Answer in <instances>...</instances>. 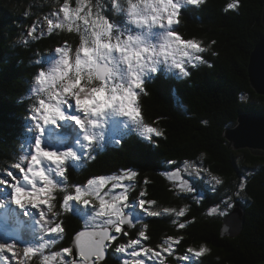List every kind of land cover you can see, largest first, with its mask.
Wrapping results in <instances>:
<instances>
[{
    "label": "snow or ice",
    "instance_id": "snow-or-ice-1",
    "mask_svg": "<svg viewBox=\"0 0 264 264\" xmlns=\"http://www.w3.org/2000/svg\"><path fill=\"white\" fill-rule=\"evenodd\" d=\"M204 3L75 0L73 6L72 0H63L60 7L43 17L39 33L36 23L29 27L25 36L32 40L44 34L63 33L65 37L54 48L57 58L51 65L37 61L42 67L31 89L33 102L25 129L31 138L28 150L0 169V192L8 197L0 199V209L14 205L33 220L39 242L21 244L22 236L0 240V264H103L113 246L121 254V264H166L163 253L178 261L199 264V259L211 252L204 243L199 248L189 246L186 254L176 256L183 236L167 237L155 249L143 244L149 239L148 224L126 209L138 208L147 217L174 216L173 223L183 230L191 221L179 218L185 217L190 207L156 209L152 207L156 201L145 200L143 190L138 200L129 202L130 191L137 187V170L92 177L85 184H69L67 176L69 168L86 159L94 160L95 152L103 150L105 133L114 123H121L126 132L158 146L156 138L164 137V132L145 122L140 97L147 95L145 85L158 74L186 78L191 75L190 68L212 66L202 54L208 53L215 41L204 46L195 38L185 39L177 27L182 10ZM240 6V0H232L227 8L238 10ZM72 35L77 37L75 45L66 38ZM122 139L114 138L113 143L119 145ZM183 171L197 178L206 169L185 161ZM164 174L178 191H194L180 170ZM208 174L214 186L223 184L220 177ZM245 182L246 177H242L237 197L245 191ZM222 203L226 208L234 207L231 196ZM66 212L81 214L85 230L77 234L73 246L57 249L65 233L60 217ZM215 214L228 213L213 206L209 215ZM137 224V235L132 237L130 230ZM121 237L124 241L117 243Z\"/></svg>",
    "mask_w": 264,
    "mask_h": 264
},
{
    "label": "trees",
    "instance_id": "trees-1",
    "mask_svg": "<svg viewBox=\"0 0 264 264\" xmlns=\"http://www.w3.org/2000/svg\"><path fill=\"white\" fill-rule=\"evenodd\" d=\"M231 2L205 0L200 6L182 10L177 27L185 39L195 38L204 46L215 41L211 50L202 54L212 66L190 68L191 75L186 78L161 73L145 85L147 95H141L140 105L145 122L164 132V137L156 138L158 146L134 132H126L121 123H114L108 128L103 150L95 152L94 160L86 159L69 168L67 176L69 184H85L92 177L135 169L139 173L137 187L130 191L129 202L138 200L143 190V198L155 200L152 207L156 209L190 207L185 217L179 218L191 221L183 230L173 223L174 216L147 217L138 208L126 209L148 224L149 239L143 244L155 249L167 237L183 236L176 256L186 254L189 246L199 248L206 243L211 249L199 264H264V156L249 149L234 150L225 138L226 130L238 124L241 113L264 115V95L252 87L248 71L251 54L264 37V0H240L238 10L227 8ZM62 3L63 0H0V169L27 147L28 139H22L19 145L16 135L33 102L27 93L38 71L35 61L45 60L44 55L65 37L63 33L44 34L32 40L25 33L36 20ZM72 3L74 6L75 0ZM66 38L74 45L77 42L75 35ZM120 137L121 143L114 144L113 139ZM185 161L195 162L206 171L193 178L183 171ZM176 170L192 184V193L178 191L164 174ZM209 172L220 177L223 184L214 186ZM242 177H246L245 191L237 197ZM229 196L234 206L240 203L246 211L243 230L236 237L223 235L226 215H209L213 206L231 213L234 207L226 208L222 203ZM60 219L65 233L57 249L72 246L79 229L85 227L81 214L66 212ZM139 227L137 224L130 230L132 237ZM124 239L121 237L117 243ZM34 241L37 239H31V243ZM19 243L27 244L23 240ZM114 248H109L110 255L103 264H121V254ZM162 255L167 257L166 264H188L175 256Z\"/></svg>",
    "mask_w": 264,
    "mask_h": 264
},
{
    "label": "water",
    "instance_id": "water-1",
    "mask_svg": "<svg viewBox=\"0 0 264 264\" xmlns=\"http://www.w3.org/2000/svg\"><path fill=\"white\" fill-rule=\"evenodd\" d=\"M248 71L252 87L257 93L264 95V37L251 54ZM225 138L234 150L249 149L255 155L264 156V115L241 113L238 124L226 130ZM245 214V208L236 203L233 211L224 217L223 235L238 236L244 227Z\"/></svg>",
    "mask_w": 264,
    "mask_h": 264
},
{
    "label": "rangeland",
    "instance_id": "rangeland-1",
    "mask_svg": "<svg viewBox=\"0 0 264 264\" xmlns=\"http://www.w3.org/2000/svg\"><path fill=\"white\" fill-rule=\"evenodd\" d=\"M42 21H43V18L42 19H38L35 22L37 24V26H38V33H39V24ZM44 27L46 28V24H44ZM44 56H45V60H44L45 61V64L43 66H49V65H51L54 62V60L57 58L56 57V54L54 53V51H52V52H50V54H47V55H44ZM35 62H37V60ZM37 65H39L40 67H42V65L40 63H37ZM33 83H34V81H32L31 89L33 87ZM31 89H30V94H31ZM105 137H106V141H107V135H105ZM7 198L8 197H7V195L5 193L0 192V199H7ZM9 207H14L15 208L14 205H10ZM20 213L21 212H18V214H20Z\"/></svg>",
    "mask_w": 264,
    "mask_h": 264
},
{
    "label": "clouds",
    "instance_id": "clouds-1",
    "mask_svg": "<svg viewBox=\"0 0 264 264\" xmlns=\"http://www.w3.org/2000/svg\"><path fill=\"white\" fill-rule=\"evenodd\" d=\"M38 70V69H37ZM22 126H23V124L21 125V126H19V133L16 135V139L18 140V137L20 136V135H22L23 133H21L22 132ZM19 141V140H18ZM85 229H83V228H81V229H79V231H78V233L80 232V231H84ZM76 239V238H75ZM73 246V245H72ZM74 252H75V250H74Z\"/></svg>",
    "mask_w": 264,
    "mask_h": 264
}]
</instances>
